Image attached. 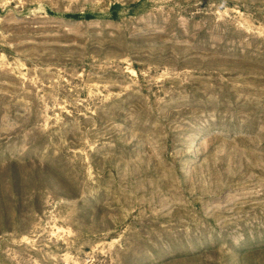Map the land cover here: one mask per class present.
Returning <instances> with one entry per match:
<instances>
[{
  "label": "rangeland",
  "instance_id": "374dc122",
  "mask_svg": "<svg viewBox=\"0 0 264 264\" xmlns=\"http://www.w3.org/2000/svg\"><path fill=\"white\" fill-rule=\"evenodd\" d=\"M0 264H264V0H0Z\"/></svg>",
  "mask_w": 264,
  "mask_h": 264
}]
</instances>
